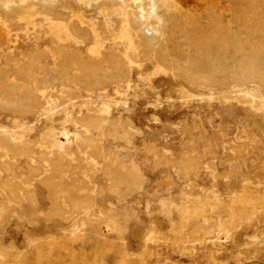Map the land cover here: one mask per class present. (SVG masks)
<instances>
[{
    "label": "rangeland",
    "instance_id": "374dc122",
    "mask_svg": "<svg viewBox=\"0 0 264 264\" xmlns=\"http://www.w3.org/2000/svg\"><path fill=\"white\" fill-rule=\"evenodd\" d=\"M155 2L157 14L168 20ZM232 2L170 0L179 21L180 12L201 22L219 17L227 35L246 41L231 16ZM2 22L0 64L26 65L31 55H41L30 81L7 74L16 81L14 94H43L44 100L41 109L24 114L0 108V133L29 142L36 160L57 155L60 179H84L82 191L93 205L68 211L64 204L66 212L53 214L40 182L49 166L32 176L34 162L7 150L22 195L13 200L3 192L8 208L0 222V264H264V88L240 83L209 91L157 72L147 60L131 63L128 84L88 90L61 78L50 51L72 34L70 25L59 29L40 14L7 28ZM100 42L103 52L127 54L111 35ZM91 45L89 40L80 50ZM89 106L102 107L108 118L92 133L105 156L115 168L133 170L138 187L118 193L95 166L85 177L62 168L66 159L79 163L82 155L67 152L81 129L67 114L77 117ZM7 180L0 167V183Z\"/></svg>",
    "mask_w": 264,
    "mask_h": 264
},
{
    "label": "bare ground",
    "instance_id": "6f19581e",
    "mask_svg": "<svg viewBox=\"0 0 264 264\" xmlns=\"http://www.w3.org/2000/svg\"><path fill=\"white\" fill-rule=\"evenodd\" d=\"M104 1L2 0L0 7L5 11V17H0V20L7 28L16 24L15 21L40 14L59 29L70 25L72 34L56 41L50 51L58 63L61 78L88 90L105 89L109 84L116 87L128 84L131 63L141 65L147 60L153 63L157 72L182 78L209 91L213 87L231 88L240 83L264 88V0H233L231 4V16L244 28L248 37L246 41L227 35L219 17H208L201 22L196 16L180 12L179 21L176 16L179 8L170 0H158L165 8L168 20L157 14L155 0H110L114 3L110 9ZM54 8H60V11L55 12ZM72 20L77 22H69ZM109 35L123 44L127 49L126 56L103 52L100 40L102 36ZM89 40L92 45L83 53L80 47ZM40 57L39 54L31 55L26 65L18 62L0 64V108L19 114L42 108L43 94L25 92L16 95V81L7 77L9 73L15 78L30 81ZM67 117L81 127L75 131L76 144L67 152L70 155L81 151L82 155L79 163L66 159L61 165L63 169L85 177L95 166L110 179L118 193L140 185L133 170L122 171L114 167L92 134L99 131L102 123L109 124L102 107L89 106L85 114L79 113L74 117L68 113ZM126 129L130 126L126 125ZM29 144L13 135L0 133V167L8 176L7 181L0 183V222L8 208L3 192H9L13 200L22 195L16 189L7 150L12 155L23 154L29 162H34L29 163L32 176L43 175L44 163L49 166L48 173L41 177L40 182L48 190L53 214L66 212L64 204H67L68 211L93 205V197L82 191L84 179L61 180L60 170L54 166L57 155L45 158L43 155V161L36 160ZM42 157L40 155L39 158ZM98 159L102 160L99 165ZM25 195L30 197L32 194Z\"/></svg>",
    "mask_w": 264,
    "mask_h": 264
}]
</instances>
